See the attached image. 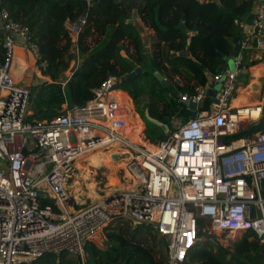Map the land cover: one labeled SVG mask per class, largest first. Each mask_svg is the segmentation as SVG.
I'll return each instance as SVG.
<instances>
[{
  "label": "built area",
  "instance_id": "built-area-1",
  "mask_svg": "<svg viewBox=\"0 0 264 264\" xmlns=\"http://www.w3.org/2000/svg\"><path fill=\"white\" fill-rule=\"evenodd\" d=\"M263 18L264 0H255L249 37L236 42L234 71L212 77L222 80L212 98L205 96L209 85L179 94L180 103L198 106L195 117L174 120L169 136L149 142L150 150L127 138L130 111L114 97L124 86L115 76L102 81L84 106L64 104L49 121H28L30 91L12 74L14 39L37 69L40 55L29 29L0 10V264L61 254L87 264L86 246L105 247V229L116 220L151 228L165 243L166 264H185L199 245L223 247L222 237L235 234H249L264 246V100L231 106L248 41L264 52ZM85 23L81 16L68 25L74 48ZM115 146L127 151L121 156H127L128 171H139L142 180L74 211L67 186L76 160ZM42 199L57 210L42 206Z\"/></svg>",
  "mask_w": 264,
  "mask_h": 264
},
{
  "label": "trees",
  "instance_id": "trees-1",
  "mask_svg": "<svg viewBox=\"0 0 264 264\" xmlns=\"http://www.w3.org/2000/svg\"><path fill=\"white\" fill-rule=\"evenodd\" d=\"M254 3L255 0H138L140 21L136 23L123 20L131 18L130 0H96L87 9L81 0H0V10L29 29L40 55L39 75L50 80L36 78L30 86L28 121H49L61 113L64 104L82 107L108 76L125 80L140 68L142 73L132 81L133 91L124 88L114 97L123 98L130 113L139 119L130 103L133 97L147 125L146 138L152 144L165 140L167 136L160 128L146 121L145 109L150 118L170 130L174 120L184 122L190 118V110L178 101V95L195 94L196 87H206L210 76L227 68L225 59L238 50L236 42L245 38L242 24L252 19ZM155 8L166 31L155 23ZM81 16L86 17V23L74 48L65 23L75 22ZM182 16L184 31L177 28ZM149 30L152 34L146 39L150 42L147 46L143 33ZM87 39L92 45L87 44ZM2 41L0 34V62ZM187 49L189 57L182 56ZM247 58L246 52L241 67L245 71L262 62L264 52L258 61L249 62ZM76 61L73 74L66 77L64 73L70 63ZM154 71L167 79L166 87L159 85L152 75ZM176 76L184 78L187 84L178 86L172 82ZM240 77L243 85H247V73ZM140 97L144 98L143 104ZM261 97L264 98V84ZM210 103L207 98L204 108ZM41 204L57 210L49 199H42ZM105 235V247L98 248L92 243L86 246L87 264L167 263L165 243L149 227L132 228L127 221L116 220L105 229ZM249 237L244 235L241 241L232 244L231 250L203 243L189 253L185 264H264V246ZM30 264H74V261L67 254L45 255Z\"/></svg>",
  "mask_w": 264,
  "mask_h": 264
},
{
  "label": "rangeland",
  "instance_id": "rangeland-1",
  "mask_svg": "<svg viewBox=\"0 0 264 264\" xmlns=\"http://www.w3.org/2000/svg\"><path fill=\"white\" fill-rule=\"evenodd\" d=\"M131 18H126L125 17L123 20H125V22L134 21V19H131ZM87 44L88 45H92V41L90 39H87ZM30 61H31V63H33L31 59H30ZM31 63L29 64V67H30ZM76 63H77V61L70 63L69 68L64 73V75L66 77H70L73 74V71L75 70V67H76ZM27 65L28 64L22 63V66H27ZM32 69H33V71L36 72V75L39 77V79L42 78L41 80L48 81V78L47 77H41L39 75L38 69H37V67L35 65H34V67H32ZM22 78H23L22 81H24V79H25L24 74H23V77ZM130 78H132V77H130ZM130 78L129 77H126L125 78L124 81L126 83L125 84L126 86L120 85L118 87L119 88H122V89H124V88H130L133 91V86H132L133 79H130ZM32 82H33V80L29 83V86H27L28 89L30 88V86L35 81L33 83ZM19 83H20V80H19ZM21 84H22V82H21ZM64 86L65 85H63V87ZM63 87H62V89H63ZM122 89H119L115 93L117 94ZM250 97H253V99L254 98H257L256 95L255 94H252V93L250 94ZM116 100L122 102V104L126 107L123 98H119V99L116 98ZM139 102H140V104H143L144 103V98L143 97H140ZM130 103L132 104V108L138 114L137 116L142 121L141 122L139 119H137L135 117V119L137 120L138 125H139L138 126L139 127L138 128L139 129V136L142 138V142L143 143H147L149 145V140L146 138V131H147L146 130L147 129L146 127H147V125L143 121V117L141 115V109H138L137 103L135 102V99L133 97H132V100L130 101ZM140 106H143V105H140ZM28 117H29V115H28ZM128 126L131 127L130 124H128ZM129 137H130V135H128V139H129ZM70 141L71 142H74V135L73 134L70 135ZM132 144H134L137 147L142 148V149L145 147L144 145H140V144H136V143H132ZM117 147L121 148L120 146H117ZM117 147L116 146L114 147L115 150H116V152L117 153L121 152L119 149H117ZM121 150H124V149H121ZM121 155H124V154H120L119 156H116V157H118L119 160L115 157V159L117 161L112 162V165H117V167L119 165V167H118V169L116 171L117 173H112V171L109 170L106 167H99V168H93V167H90L89 168L88 167V171H90V173L92 174L93 181H86V180L83 179V176L85 175L83 169H81V170L75 169V172L72 174V177H71V179L69 181V184L67 186V188H68V195L71 198V201H70V204H69V207L71 209H73L74 211H78L80 209L85 208L86 206L91 205L93 202H96V201L99 200V199L94 200L93 196L90 193V189H89L88 183H91V182L94 183V192L99 197H101L103 195H108L109 193H112L115 190H122V189H124L123 187L119 186L113 180L114 178H118L119 181H122V182H123V180L124 181H127V178L124 177L127 174V172H129L128 171V167H127L128 166V164H127V156H121ZM87 164H88L87 162H83V164L81 163L82 166H87ZM130 227L133 228L134 226L130 225ZM227 237L228 236L222 237V239H223V243L222 244H223V247H225L226 249H229V250L232 249V244L233 243L238 242V241H241V239L243 238V236L240 235V234L231 235L228 238ZM249 240H253V239L249 238Z\"/></svg>",
  "mask_w": 264,
  "mask_h": 264
},
{
  "label": "crops",
  "instance_id": "crops-1",
  "mask_svg": "<svg viewBox=\"0 0 264 264\" xmlns=\"http://www.w3.org/2000/svg\"><path fill=\"white\" fill-rule=\"evenodd\" d=\"M137 2H138V0H137ZM131 14H132V12H131ZM253 14H254V7L252 8V19H249L247 23L242 24L243 35H245L246 39L249 37L248 34L250 32V26H251V23L253 20ZM134 21L136 23H138L140 21L139 17L137 16V19H134ZM235 23H237V22L235 21ZM69 24H70V22H66L65 27L68 28ZM263 25H264V18H263ZM245 27H247L249 29V32H247V33L245 32ZM3 32H4L3 31V23L0 20V34L3 35ZM151 34H152V31H150V30L143 33V37H145L144 40L146 41L147 46L150 45V42H148V40H146V39H149V36ZM14 40H15L16 45H15V49H14L15 62H14L12 74H13V77H14L16 82L19 83V80H20L19 84H21V82H22L21 85L29 86V83L32 80L34 82V79L39 78L36 75V72L33 71V69H32V67H34V65H33L34 63H31L30 59L32 60V62L34 60H33L32 56L27 51H25V49L22 47V45H21L22 41L19 38H15ZM251 42H253V41H251V40L248 41L247 44H248L249 48L244 52V55L247 52V54H248L247 59L249 62L250 61H258L263 56V50L262 49H259V50L255 49V46L251 45ZM146 55H149V53H147ZM185 56L189 57V54L186 53ZM22 63L28 64V65L22 66ZM30 63H31V65L29 67ZM227 68H228V66H227ZM244 73H247V76H248V84L247 85H243V79H242V77H240V75L244 74ZM23 74L25 76L24 81H22L23 80V78H22ZM212 80L213 79L210 76L209 82L211 83ZM48 81H50V80L48 79ZM172 82H175L178 86H184L185 84H187L186 83L187 81H185L184 78H181L178 76H176ZM189 84L192 85L193 82H190ZM263 84H264V58H263L262 62H260L259 64L255 65V66L249 67L246 71L244 69L243 70L240 69L239 77H238V88H237V91L235 93L234 98L231 101V106L232 107H239V106L251 105V104H254L256 102H260L261 100H264V98H261V89H262ZM251 93L255 94L257 98L253 99V97H250ZM129 118H133L136 121V124L133 125L129 122L130 119L128 120L131 127L134 126L133 128H135V127L139 126L137 120L135 119V116L130 114ZM113 156L116 157L118 155L114 154ZM94 200H96V199L94 198ZM158 239L162 240L160 237H158ZM162 242H164V241L162 240Z\"/></svg>",
  "mask_w": 264,
  "mask_h": 264
},
{
  "label": "bare ground",
  "instance_id": "bare-ground-1",
  "mask_svg": "<svg viewBox=\"0 0 264 264\" xmlns=\"http://www.w3.org/2000/svg\"><path fill=\"white\" fill-rule=\"evenodd\" d=\"M29 114V112H28ZM131 114V113H130ZM129 122L133 125L136 124V121L133 118H129ZM127 123V129H126V134H127V138L128 135H130L129 140L132 143H136V144H140V145H144L147 149H152L147 143H143L142 142V138L139 136V127H129ZM127 154V151L123 150L122 152L117 153L115 148L114 149H110L108 151H103L102 149H97L94 152L89 151L87 154H85L83 157L78 158L76 160L75 163V168L76 169H83L85 175L83 176V179L86 181H93L92 179V174L90 173V171H88V167H93V168H99V167H106L109 170L112 171V173H117V169L119 167H117V165H112V162L117 161L115 159V157L113 156L114 154L116 155H120V154ZM118 159V157H117ZM119 160V159H118ZM82 162H87V166H82L81 163ZM83 164V163H82ZM110 171V172H111ZM127 178V181H119L118 178H114L113 180L121 187L123 188H128L131 187L133 185V183H140V181L142 180V175L139 171H134V172H127V174L124 176ZM89 189H90V193L93 196V198H95L96 200L99 199L100 197L94 192V183H88ZM99 197V198H98Z\"/></svg>",
  "mask_w": 264,
  "mask_h": 264
},
{
  "label": "water",
  "instance_id": "water-1",
  "mask_svg": "<svg viewBox=\"0 0 264 264\" xmlns=\"http://www.w3.org/2000/svg\"><path fill=\"white\" fill-rule=\"evenodd\" d=\"M81 1H82V5H83L84 9H87V7H89L90 5H92L93 3L96 2V0H81ZM130 3H131V7H132L131 17H132V19H137V16H138L137 0H130ZM154 12H155V23H156L157 27L161 31H166L167 29L165 27H163L160 24L159 20H158V8H155ZM183 22H184V16L181 17V21L179 22V24L177 26V28L179 30H181V31L185 30L184 26H183ZM245 32L246 33L249 32V29L247 27H245ZM186 53L187 54L189 53V49H187L186 52L181 53V55L185 56ZM236 56H237V51H234L230 58H226L225 59V61L227 63V66H228L230 71H234V69H235L234 59L236 58ZM140 73H142V71H141L140 68H138V69L135 70L134 73L130 74L127 77H129V78L132 77L130 79H133L135 77V75L140 74ZM152 75L157 80V82L159 83V85L161 87L164 88V87H166L168 85V81L164 78V76L160 72L154 71V72H152ZM221 82H222V80L220 82H216V83L211 82L209 84V87L205 90V96L209 97V98H212L214 96V93L219 91ZM212 101L216 102L215 99H213ZM185 105L190 110L191 117H195L198 106L195 103H193V102H186ZM144 116H145V119H146L147 122L159 127L164 135L169 136L170 129H169V127L167 125H164V124L158 122L157 120H154V119L150 118L146 109H145V112H144ZM112 198H113V196H109L107 198V201H110ZM122 264H124V263H122Z\"/></svg>",
  "mask_w": 264,
  "mask_h": 264
}]
</instances>
